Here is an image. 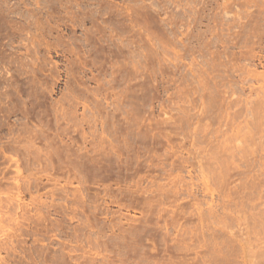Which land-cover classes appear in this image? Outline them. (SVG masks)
Listing matches in <instances>:
<instances>
[{
    "label": "rangeland",
    "instance_id": "1",
    "mask_svg": "<svg viewBox=\"0 0 264 264\" xmlns=\"http://www.w3.org/2000/svg\"><path fill=\"white\" fill-rule=\"evenodd\" d=\"M263 56L264 0H0V264H241Z\"/></svg>",
    "mask_w": 264,
    "mask_h": 264
},
{
    "label": "bare ground",
    "instance_id": "2",
    "mask_svg": "<svg viewBox=\"0 0 264 264\" xmlns=\"http://www.w3.org/2000/svg\"><path fill=\"white\" fill-rule=\"evenodd\" d=\"M264 57V56H263ZM246 72V76L248 77V76H251V77H254L253 79H254V81L258 84L257 86H258V88L257 87H255L254 89H253V91L256 93V100H254L255 99V93H254V98H253V101H255V102H253V103H255L254 105L255 106H253V105H251L253 108L255 107V109H253L254 111H253V113L255 112V114L257 113V109L259 110V111H263V113H264V72H262V73H255V71L252 73V70L251 71H245ZM250 77V78H251ZM246 78V77H245ZM248 79V78H247ZM252 79V80H253ZM255 83V84H256ZM252 88V87H251ZM250 91H252V90H250ZM247 96V95H246ZM253 97V96H252ZM249 98H250V100H251V97L249 96ZM249 98H247V99H249ZM250 100H247V101H249V103H250ZM252 102V101H251ZM250 104H252V103H250ZM251 109V110H252ZM261 111V112H262ZM249 112H252V111H249ZM253 113H249V114H253ZM258 114V113H257ZM261 114V113H260ZM256 116V115H255ZM255 116H254V118H253V120L255 121V122H259L258 120L256 121V119L257 118H255ZM263 116V115H262ZM253 117V116H252ZM252 117H251V119H250V122L252 123ZM256 117H258L259 118V115H257ZM261 118H263V117H261ZM260 119V118H259ZM264 119V118H263ZM244 121H245V119H244ZM254 121H253V123H254ZM263 122V121H262ZM253 125H255V124H253ZM261 132V131H260ZM250 137V136H249ZM261 137V136H260ZM262 138V137H261ZM252 139V138H251ZM259 139V138H258ZM264 139V138H263ZM262 139V140H263ZM261 140V141H262ZM257 144H258V141H257ZM244 148H246V147H244ZM243 148V149H244ZM226 149H228V148H226ZM226 149H224L225 151H226ZM232 149V148H231ZM230 150V149H229ZM233 150V149H232ZM231 150V151H232ZM245 150H248V149H245ZM245 150H243L245 153H246V155L245 156H247V154L249 155V150H248V153L245 151ZM229 152V151H228ZM227 152V153H228ZM234 152V151H233ZM236 152V151H235ZM216 154H217V152H215ZM215 154V155H216ZM221 154V153H220ZM226 154V153H225ZM235 154V153H234ZM240 154V153H239ZM232 155V152H231V154H230V156ZM238 155V154H237ZM221 157H222V155H220ZM233 156H235V155H233ZM252 156V155H251ZM216 157V156H215ZM227 157H229V156H227ZM248 157V156H247ZM250 157V156H249ZM217 158V157H216ZM223 159H225L224 157H222ZM229 158H232V156L231 157H229ZM227 159L226 161H227V163H226V165H224V166H227L228 165V162H229V164H230V162L231 161H229L230 159ZM243 158H245V157H243ZM252 157H250V159H251ZM245 159H247V158H245ZM244 159V160H245ZM217 160V159H216ZM215 160V161H216ZM222 160V159H221ZM218 161V160H217ZM223 162H224V160H222ZM225 161V162H226ZM249 161V160H248ZM222 162V163H223ZM245 162V161H244ZM219 164H221V162H220V160H219V162H218ZM240 163V162H239ZM263 164V163H262ZM261 164V165H262ZM223 165V164H222ZM227 167H229V165L227 166ZM230 168H232V167H230ZM229 168V169H230ZM224 169H226L225 167H224ZM228 169V168H227ZM261 169V168H260ZM263 169H264V167H263ZM216 170V169H215ZM222 171V170H221ZM224 171V170H223ZM221 172V174H223L224 172ZM226 171H228V170H226ZM251 171V170H250ZM262 171V170H261ZM261 171H259V173H261ZM216 172V171H215ZM235 172V171H234ZM226 173V172H225ZM225 173H224V177L226 176L225 175ZM229 173H231V172H229ZM218 174H220V173H218ZM247 174V173H246ZM229 175V174H228ZM253 175V174H252ZM258 175H260V174H258ZM257 175V176H258ZM262 176H259V177H263V175H264V173H262L261 174ZM216 176V175H215ZM217 176H219V175H217ZM223 175H221V177H222ZM231 176V175H230ZM249 176V175H248ZM251 176V175H250ZM249 176V177H250ZM254 176V175H253ZM253 176H251L250 178V181L252 180V177ZM223 177V178H224ZM247 177V176H246ZM255 177V176H254ZM254 177H253V179H254ZM230 178V177H229ZM245 178V177H244ZM248 178V177H247ZM247 178H245L246 180H248ZM256 179H258V178H255V180ZM262 179V178H261ZM222 180V179H221ZM263 180H264V177H263ZM226 181V180H225ZM250 181H249V183H250ZM254 181V180H253ZM253 181H251V182H253ZM261 181V180H260ZM259 181V182H260ZM258 182V181H257ZM247 184H248V182H247ZM257 184V183H256ZM255 184V185H256ZM261 184H262V182H261ZM226 187H228V186H226ZM246 187V186H245ZM248 187V186H247ZM246 187V188H247ZM250 187V186H249ZM252 187V186H251ZM260 187V186H259ZM245 189V188H244ZM259 188H257V190H258ZM249 190V189H248ZM250 194V193H249ZM248 194V195H249ZM254 194H256V193H254ZM258 195H259V193H258ZM256 196V195H255ZM250 197V196H249ZM244 198V197H243ZM258 198H263V200L262 201H260L259 199V201L257 202V203H254V199H252L253 201H251V203H252V208H253V210H256V211H254V212H252V214H250V216H247V217H244L243 219L244 220H246V221H244V222H246V223H244L245 225V229H246V231H245V233H244V237L242 238V237H240V238H242L241 240H242V242L240 243V257L242 258V261H241V264H263L264 263V197L262 196V195H260V197H258ZM247 200V199H246ZM245 202V201H244ZM263 205V207H261ZM248 207H249V205H248ZM258 209V210H257ZM243 211V210H242ZM244 212H245V210H244ZM220 222V221H219ZM243 223V222H242ZM231 239V238H230ZM232 241V240H231ZM233 242V241H232ZM235 242V241H234ZM234 244V243H233ZM231 246V245H230ZM236 246H238V245H236ZM217 247V246H216ZM230 248V247H229ZM237 248V247H236ZM220 251V250H219ZM235 253V252H234ZM228 255V254H227ZM263 261V263H261Z\"/></svg>",
    "mask_w": 264,
    "mask_h": 264
}]
</instances>
